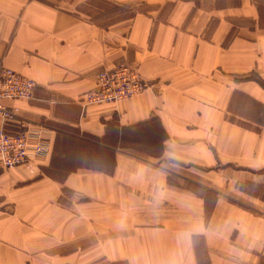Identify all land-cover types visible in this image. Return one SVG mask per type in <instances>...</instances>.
Wrapping results in <instances>:
<instances>
[{"label": "crops", "instance_id": "crops-1", "mask_svg": "<svg viewBox=\"0 0 264 264\" xmlns=\"http://www.w3.org/2000/svg\"><path fill=\"white\" fill-rule=\"evenodd\" d=\"M104 1L132 15L0 0V68L36 82L0 127L48 146L0 168V264H264V0ZM120 63L149 86L83 108Z\"/></svg>", "mask_w": 264, "mask_h": 264}, {"label": "built area", "instance_id": "built-area-1", "mask_svg": "<svg viewBox=\"0 0 264 264\" xmlns=\"http://www.w3.org/2000/svg\"><path fill=\"white\" fill-rule=\"evenodd\" d=\"M93 86L82 93L79 101L83 108L93 104L117 103L143 91L148 82L140 73L126 64H115L96 72ZM36 82L23 77L12 69L0 68V116L4 122H12L18 115L15 106L5 103L7 100L33 97ZM47 140L28 127L17 131H8L0 127V168L7 169L30 162L47 151Z\"/></svg>", "mask_w": 264, "mask_h": 264}, {"label": "rangeland", "instance_id": "rangeland-1", "mask_svg": "<svg viewBox=\"0 0 264 264\" xmlns=\"http://www.w3.org/2000/svg\"><path fill=\"white\" fill-rule=\"evenodd\" d=\"M46 1L48 2L50 1L51 3H54V4H59L60 6L64 8H68L70 10L81 11L84 15L91 18L92 21L101 24L103 27H106L114 20L124 19L132 15V10H130L129 8L117 7L111 3L105 2L104 0H90L88 1L89 5L84 6L83 8H79V7L74 8L73 7V5L75 4L74 0L73 1L72 0H46ZM94 7H97V9ZM242 186L244 188H247L253 193L264 191V188L262 186L259 187L256 184L251 183V182H246Z\"/></svg>", "mask_w": 264, "mask_h": 264}, {"label": "bare ground", "instance_id": "bare-ground-1", "mask_svg": "<svg viewBox=\"0 0 264 264\" xmlns=\"http://www.w3.org/2000/svg\"><path fill=\"white\" fill-rule=\"evenodd\" d=\"M10 69V68H9ZM13 70V69H12ZM15 71V70H14ZM16 72V71H15ZM18 73V72H17ZM18 74H20V73H18ZM20 75H22V74H20ZM23 77H27V76H24V75H22ZM29 78V77H28ZM31 79V78H30ZM33 80V79H32ZM36 87V86H35ZM125 99V98H124ZM23 100H26V99H23ZM123 100V99H122ZM18 109V108H17Z\"/></svg>", "mask_w": 264, "mask_h": 264}]
</instances>
